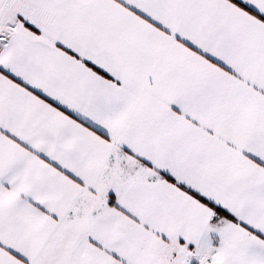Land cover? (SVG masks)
Listing matches in <instances>:
<instances>
[{"label": "snow or ice", "instance_id": "6c2138e0", "mask_svg": "<svg viewBox=\"0 0 264 264\" xmlns=\"http://www.w3.org/2000/svg\"><path fill=\"white\" fill-rule=\"evenodd\" d=\"M0 264H264V0H0Z\"/></svg>", "mask_w": 264, "mask_h": 264}]
</instances>
